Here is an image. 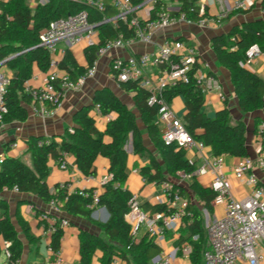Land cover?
<instances>
[{
  "label": "trees",
  "instance_id": "1",
  "mask_svg": "<svg viewBox=\"0 0 264 264\" xmlns=\"http://www.w3.org/2000/svg\"><path fill=\"white\" fill-rule=\"evenodd\" d=\"M134 7H140L146 0H130ZM179 4L178 10H172L174 16L184 14L189 20L199 22L207 15L201 16L199 4L203 0H172ZM105 10L85 3L71 0H49L44 5L32 8L28 0H8L0 4V63L8 60L4 66L15 73L7 89V113L0 121L2 125L13 122H26L29 117L27 104L32 102L26 92V83L34 74L37 67L46 73L50 66V52L40 46V34L57 19L87 11L90 22L97 25L99 43L93 47H86L85 58L87 65L78 63L71 50H67L59 62V69L70 74L73 80L85 76L98 60L99 49L109 41L123 37H135L134 30L127 24L103 23L104 20L114 18L118 11L113 7L112 0H106ZM161 8H167L163 0H157L150 20L156 19ZM182 41V39L180 40ZM257 44L264 53V21L255 20L244 22L233 27L228 33L216 36L211 41V47L219 64L227 69L235 87L239 107L243 113H254L264 105V82L260 76L250 71L242 64L247 60V51ZM168 64L162 65L158 71L168 70ZM199 66L196 65L190 73V82H179L174 87H168L164 92L166 100L171 103L176 97L185 101L187 115L184 126L197 141L203 142L211 149L213 157L230 156L237 159L249 157L247 143V129L242 121L232 123L230 111L227 107L220 110L214 118H210L203 107L206 98L197 79ZM121 88L129 94H134L137 113L132 111L109 88L95 92L93 104L81 108L74 116V128L68 130L60 142L52 139L48 145L39 146L43 137H35L29 141L32 154V165L28 166L21 158L6 156L0 167V193L17 189L20 194L37 197L45 204L56 200L68 215L84 219L100 228L103 235H95L82 230L79 236L80 261L77 264H95L97 252H101L99 264H112L115 257H119L128 264H152L161 254V249L146 235L139 243L133 240L131 226L125 215L129 210L132 197L126 188L128 180L127 145L132 140L135 155L147 157L149 166L141 173L147 183L161 184L179 178V174H193L196 166H191L187 159V152L175 143L167 144L162 137V128L158 123V106H149L150 93L141 87L138 81L120 83ZM96 106L100 107L103 116L113 115L105 133L98 130L96 121L91 115ZM140 123L142 127H140ZM147 134L154 148L151 151L145 143ZM110 138V142L105 141ZM62 152H68L76 159L79 171L87 176H95L94 165L99 157L110 163L109 174L112 180L104 185L97 208H105L109 213L106 223L94 221L92 214L95 209L88 208L90 200L78 195H69L58 186L54 192L48 186L50 175L49 163L51 159L59 160ZM190 188L198 197L199 203L208 213L213 211V201L216 193L203 188L194 178ZM186 196V187L183 190ZM188 198V197H186ZM190 200V199H189ZM191 202V201H190ZM151 207V206H150ZM155 211H162L164 207H151ZM193 218L182 235V244H193L191 255L192 264H204V253L207 250V234L204 227L202 212L194 210L190 203ZM38 214L41 211L38 210ZM23 234L31 243L38 239L32 235L30 226L20 217L17 218ZM199 235L198 241L193 237ZM63 231L55 234L50 246L60 250ZM9 242L7 264H20L23 256L24 244L10 214V206L6 200L0 199V255L3 243Z\"/></svg>",
  "mask_w": 264,
  "mask_h": 264
},
{
  "label": "built area",
  "instance_id": "2",
  "mask_svg": "<svg viewBox=\"0 0 264 264\" xmlns=\"http://www.w3.org/2000/svg\"><path fill=\"white\" fill-rule=\"evenodd\" d=\"M7 1L0 0V4ZM71 1L85 3L100 12L105 10L106 5V0ZM220 1L225 6L217 16V21L221 22L227 20L234 13H248L258 4H261L264 11V0H232L230 7L226 6L225 0ZM156 3L157 0H146L140 7H134L130 0H112V5L118 14L112 19L104 20L103 23L117 24L123 22L134 30L135 37L124 39L121 36L107 42L99 49L98 58L111 57V71L119 84L138 81L141 87L150 93L148 105L159 107L157 119L162 128L163 140L167 144L175 143L183 147L186 152L194 149L204 152L207 146L191 136L164 95L168 87H174L179 82L186 84L190 82V73L196 65L202 64L197 48L187 46L183 41L177 40L166 43L156 52L131 55L128 58L118 55V52L130 48L137 41L151 43L153 34L158 30L178 23L197 24L204 27L209 21L205 18L199 22H194L184 14L174 16L168 8H161L154 20L144 21L138 16L142 9L154 10ZM206 11V5L203 4V1L200 2V15H206ZM96 28L97 25L90 22L89 13L83 10L77 14L55 20L41 32L40 46L50 52L51 60L48 72L40 77L33 74L26 83V92L31 97L32 102L40 106V109L37 107L33 109L35 115L42 117L54 115L55 110L61 106L67 91L80 90L89 78L96 75L97 61L85 76L73 80L68 72L59 69L60 60L58 58V44L61 42H64L68 49L98 45L99 33ZM112 53L116 54L111 55ZM263 57L264 53L257 44H254L247 51V60L242 65L251 66ZM4 62L0 63L1 122L7 113L5 100L11 81V78L3 70ZM165 64L170 66L168 70L148 73L149 70H158ZM261 78L264 82V72ZM197 79L204 95L222 90V85L217 78L204 75L200 69L197 72ZM46 106H50L51 109H47ZM96 109L101 114L100 107L96 106ZM261 113L263 120L259 130L261 132L262 152L254 158L249 156L239 159L234 171L235 178L246 184L249 189L244 198L239 200L233 196L231 180L224 171V156L215 157L212 161H208L205 165L196 168L193 174L181 173L185 180H191L195 177H209L211 180L209 187L216 193L213 205L223 208V215L220 217H211L207 210H204L207 218L206 234L208 239L207 250L203 258L204 264H264L262 248L264 243V183L258 176V172L264 176V105ZM51 142L52 139L46 138L40 140L38 145L44 146ZM11 148L17 149L18 143H13ZM70 155L68 152L61 153L58 160L60 170H69L68 159ZM5 158V155L0 156V167ZM189 164L195 166V162L191 159ZM92 179V177H86L85 181L90 182ZM111 180L112 175L108 174L103 179L102 185L104 186ZM60 187L69 195H78L90 200L89 209L97 208L101 195L98 190L76 187L72 182L64 183ZM159 187L161 197L158 205L164 207L162 211L146 212L142 208L139 196L132 194L125 219L131 226L135 242L139 233L145 230L147 236L155 244H164L167 241V233H177L181 228L188 226L193 218V213L190 211L191 202L185 197L183 192L185 185L179 178L162 182ZM13 191L18 193L17 189ZM47 208L39 216L40 235L49 242L50 260L53 259L57 264H64L62 252L54 250L50 244L53 236L70 227L71 223L56 200L48 203ZM198 240L199 235L193 237V241ZM4 244L8 256L7 249L10 244L9 242ZM192 253L193 244L186 242L177 250L160 254L152 261V264H177L180 254L184 259H190ZM112 264H121V258L115 257Z\"/></svg>",
  "mask_w": 264,
  "mask_h": 264
},
{
  "label": "crops",
  "instance_id": "3",
  "mask_svg": "<svg viewBox=\"0 0 264 264\" xmlns=\"http://www.w3.org/2000/svg\"><path fill=\"white\" fill-rule=\"evenodd\" d=\"M163 1L166 3L169 10L172 11L179 9V4L176 1ZM225 1L226 6L230 7L232 5V0ZM203 4L206 5V18L209 19L206 26L201 27L197 24L178 23L156 31L152 36L151 43L137 41L130 48L118 52V55L123 58H128L131 55H140L146 52H156L166 43H171L181 39L187 46H193L197 48L202 63L199 65V69L204 73V75L217 78L222 85L221 92L214 91L208 95H205L206 103L203 107V112H205L210 118H214L220 110L227 107L230 111L232 123H236L238 121L245 123L250 157H257L262 152L261 132L259 130L260 123L263 120L261 110L254 113H243L241 111L238 97L235 92V87L231 81V75L227 69L219 64L216 55L212 50L211 41L214 37L226 34L233 27L240 26L244 22L255 20L264 21L263 8L261 4H258V6L248 13H234L227 20L221 22L217 21L218 14L225 7L221 1L203 0ZM138 16L142 20L147 21L151 17V10L148 8L142 9L139 11ZM226 21L229 22L226 23ZM58 49V58L60 61L64 57L65 52L67 50H71L80 65H87L85 58L86 47L78 46L74 49H68L66 44L61 42L58 44ZM114 54L116 53H112L111 55ZM110 63L111 57L109 56L98 58L96 75L93 78H89L86 81V84L80 90L67 91L61 106L55 110V114L52 116H37L34 114L33 109L35 107L40 109V106L34 102L27 104L29 117L26 122L17 121L1 126L0 156L5 155L14 158H21L28 166H31L32 154L29 149L30 139L35 137H43L48 139L54 138L57 142H60L66 132L74 128L75 114L81 108L93 104L95 92L99 89L109 88L132 111L137 113L134 102V94H129L121 88L119 82H117L113 76ZM246 67L261 77L262 73L264 72V57L256 61L251 66ZM3 70L11 79L15 76V73L10 71L6 66L3 67ZM157 71V69H151L148 73L152 74ZM34 74L40 77L44 73L35 67ZM171 106L176 116L183 122L187 115L184 99L182 97H176L171 102ZM46 108L49 110L51 109L50 106H46ZM91 115L96 121L98 130L102 133H105L108 123L114 118L113 115L103 116L102 114H99L96 108H94ZM140 127L144 128L141 123ZM144 139L146 146L151 151H154L147 134L144 135ZM105 141L110 142V138L105 137ZM15 142L18 143V148L12 149L11 145ZM126 150L128 153V180L126 183V188L131 192V194H137L139 196L143 210L146 212H153L155 210L151 207L159 204L161 190L159 185L147 183L141 173L145 167L149 166L150 161L147 157H141L134 154L132 140L127 145ZM224 157V171L231 180L233 196L240 200L247 195L249 189L246 184L238 181L234 176L235 167L239 159L230 156ZM187 159L193 160L195 162L196 168H199L205 165L208 161H212L214 157L212 155L211 149L207 147L204 152H199L196 149L187 152ZM68 162L69 170L62 171L59 169L57 160H50V175L47 179V183L52 192H54L58 186L69 182L74 183L76 187H86L91 190H98L101 193L104 192V186L102 185V182L103 179L109 174L110 169V163L107 159L102 157L97 159L94 165L95 176L92 177L93 179L90 182L85 181L87 176L83 175L79 171L76 159L73 155L69 156ZM178 176L179 180L183 182L187 189L185 197L190 199L193 209L202 212L203 218L207 219L204 214L205 209H203L202 205L198 201V197L190 188L191 180H185L182 177V174H179ZM258 176L262 183H264V176L260 172H258ZM194 179L203 188L210 189L209 186L211 180L209 177H195ZM0 199L6 200L9 203L10 214L24 244L23 256L20 264H57L55 261H53V259L50 260L51 256L49 255L48 251L49 242L40 235V215L38 214V210L41 211V213L46 211L48 209L47 204L35 196L20 194L14 191H5L0 193ZM104 209L105 208L95 209L92 214L94 221L106 223L109 220V213L106 210L108 213L107 214ZM208 214L211 217H220L223 215V208L215 207L213 205L212 213ZM65 216L69 219L71 226L63 231L60 251L63 254L64 264H77L81 259L79 253L80 232L84 230L100 236L103 235V233L98 226L90 223L89 221L70 216L66 212ZM18 217L23 219L24 222L30 226L32 235L38 239L37 243L31 244L27 240L19 224L17 223ZM186 227L181 228L177 233H167V241L161 245L156 244L161 249V254L167 253L171 250H177L182 246V235L186 230ZM204 227L206 229L205 222ZM146 235L147 234L145 230H142L139 233L136 242L139 243ZM262 248L264 251V243ZM101 256V252H97V255L94 259L95 264H99V258ZM7 262L8 256L5 244L3 243V252L0 255V264H7ZM121 264H127V262L121 259ZM177 264H192L191 257L190 259H184L180 254Z\"/></svg>",
  "mask_w": 264,
  "mask_h": 264
},
{
  "label": "rangeland",
  "instance_id": "4",
  "mask_svg": "<svg viewBox=\"0 0 264 264\" xmlns=\"http://www.w3.org/2000/svg\"><path fill=\"white\" fill-rule=\"evenodd\" d=\"M29 5L32 6L33 8H36L38 5H44L46 2H48L47 0H28ZM36 4V5H35ZM229 21H226V23ZM204 222L206 223V219H204Z\"/></svg>",
  "mask_w": 264,
  "mask_h": 264
},
{
  "label": "water",
  "instance_id": "5",
  "mask_svg": "<svg viewBox=\"0 0 264 264\" xmlns=\"http://www.w3.org/2000/svg\"><path fill=\"white\" fill-rule=\"evenodd\" d=\"M8 60H6L5 62H4V64L7 62ZM105 211H106V209H104ZM106 213H107V211H106ZM108 214V213H107Z\"/></svg>",
  "mask_w": 264,
  "mask_h": 264
}]
</instances>
